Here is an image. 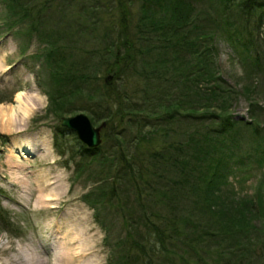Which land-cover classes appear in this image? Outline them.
I'll return each mask as SVG.
<instances>
[{
  "label": "trees",
  "instance_id": "trees-1",
  "mask_svg": "<svg viewBox=\"0 0 264 264\" xmlns=\"http://www.w3.org/2000/svg\"><path fill=\"white\" fill-rule=\"evenodd\" d=\"M1 1L10 30L48 46L47 111L104 123L98 146L61 123L53 144L76 172L100 167L87 200L127 211L108 264H209L193 259L207 241L200 222L239 254L223 264H264L260 190L220 198L244 159L264 163V120L252 109L264 113V0ZM222 45L236 82L221 74ZM244 96L250 120L231 113Z\"/></svg>",
  "mask_w": 264,
  "mask_h": 264
},
{
  "label": "rangeland",
  "instance_id": "rangeland-1",
  "mask_svg": "<svg viewBox=\"0 0 264 264\" xmlns=\"http://www.w3.org/2000/svg\"><path fill=\"white\" fill-rule=\"evenodd\" d=\"M113 11L119 14L117 8ZM6 17L0 0V107L6 113L0 119V264H108L110 248L114 251L128 230L130 222L124 218L127 211H120L112 201L95 205L87 200L89 192L97 196L95 184L100 167L91 165L76 172L75 161L68 154H58L53 144L55 129L64 116L79 112L60 116L54 109L47 111L51 84L42 53L48 46L37 38L29 39L28 35L10 30ZM230 57V50L222 45L221 74L236 82L240 73ZM249 82L252 84L253 79ZM249 82L242 81V86H250ZM259 84L264 91V80ZM19 91L25 93V99L31 98V104L28 115L15 126L9 115L12 106L18 104L15 98ZM258 104L252 109L259 112L263 121L264 113ZM248 105L244 96L231 113L250 120ZM14 111L18 121L21 113L19 109ZM25 137L35 141L32 152H19L16 147ZM225 188L233 189L220 196L227 202L252 196L259 190L258 195L264 196V163L252 157L244 159L236 173L229 176ZM202 223L197 234L207 241L203 242L205 247L197 243L199 253L195 248L193 259L199 257L209 264L237 262L239 254L230 253V238L225 239L229 236L214 227L200 230ZM231 240L234 242L235 238ZM239 240L234 242V248L242 244L241 237ZM33 254L39 256L35 263Z\"/></svg>",
  "mask_w": 264,
  "mask_h": 264
},
{
  "label": "water",
  "instance_id": "water-1",
  "mask_svg": "<svg viewBox=\"0 0 264 264\" xmlns=\"http://www.w3.org/2000/svg\"><path fill=\"white\" fill-rule=\"evenodd\" d=\"M61 125L75 132L79 139L89 146H98L102 142V127L96 126L85 112L64 116Z\"/></svg>",
  "mask_w": 264,
  "mask_h": 264
},
{
  "label": "bare ground",
  "instance_id": "bare-ground-1",
  "mask_svg": "<svg viewBox=\"0 0 264 264\" xmlns=\"http://www.w3.org/2000/svg\"><path fill=\"white\" fill-rule=\"evenodd\" d=\"M21 92L22 91H19L18 93H21ZM17 94H16V96H17ZM16 109H19V104L12 106V112L9 115V120L11 121V124H14L15 126H16L17 122H22L24 120V117H25V115H23V113L20 112L21 114L19 115V118H18V121H17V119H15V117H14L15 116V111L14 110H16ZM28 109H27V111H28ZM3 113H5V112H3L1 110V107H0V119L2 118ZM16 145H17L16 147H18L20 149L19 152H22L23 150H26L27 152H32L34 149H36L35 141L32 138H30V137H25V138L21 139L20 144L17 143ZM46 200H51V198L47 197ZM50 206H53V205L51 204ZM0 243H2L1 239H0ZM32 257H33L34 263H35V260L39 258V256L36 255V254L35 255L33 254ZM64 258H66V257H64ZM11 261L12 260H9V263H11Z\"/></svg>",
  "mask_w": 264,
  "mask_h": 264
},
{
  "label": "clouds",
  "instance_id": "clouds-1",
  "mask_svg": "<svg viewBox=\"0 0 264 264\" xmlns=\"http://www.w3.org/2000/svg\"><path fill=\"white\" fill-rule=\"evenodd\" d=\"M25 93L21 92L18 93L16 96V100L19 104V111L23 113V115L27 116L28 115V106L31 104V98L25 99Z\"/></svg>",
  "mask_w": 264,
  "mask_h": 264
}]
</instances>
